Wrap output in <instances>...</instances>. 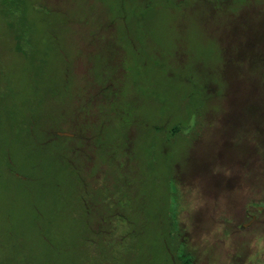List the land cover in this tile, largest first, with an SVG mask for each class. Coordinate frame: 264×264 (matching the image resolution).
Listing matches in <instances>:
<instances>
[{"label":"rangeland","instance_id":"rangeland-1","mask_svg":"<svg viewBox=\"0 0 264 264\" xmlns=\"http://www.w3.org/2000/svg\"><path fill=\"white\" fill-rule=\"evenodd\" d=\"M101 84L117 108L89 127ZM182 116L190 137L157 126ZM102 171L130 177L125 220L93 221L110 240L74 200ZM172 233L264 264V0H0V264H177Z\"/></svg>","mask_w":264,"mask_h":264},{"label":"trees","instance_id":"trees-1","mask_svg":"<svg viewBox=\"0 0 264 264\" xmlns=\"http://www.w3.org/2000/svg\"><path fill=\"white\" fill-rule=\"evenodd\" d=\"M215 2L218 3L217 1H215ZM16 44H17V42L15 43V45ZM92 87H96V86L92 85ZM96 92L98 95L94 96V99H91V101H86V99H84V101H85L84 103L86 104V110L81 112V114L84 116H87V114L93 115V122L90 124L89 127H91V125H93L94 122L98 124L97 126H100V122H101V126H106L110 120L108 115L111 113V111L114 108H117V105L114 107L115 102H117V101H114V99H112V96L115 94V89H112L108 85L106 87H104V85L101 84L98 86V89H96ZM195 98H197L198 100H195ZM79 108H80L79 106L75 107L76 112L79 111ZM202 108H203L202 100L199 99L198 97H193L191 99V108H189V111L186 110L187 113H186V115L184 113V115L186 117H190L193 113L195 116H197V113L199 114L198 109H202ZM83 112H85V113H83ZM113 112H112V114H114V116H115V115H117V113L119 111H115L114 113ZM130 113H131V111H130ZM78 119H80V118H78ZM67 121H68L69 126L72 125V123L70 124V122H69L71 120L68 119ZM187 121H188V118L184 119L182 116V118H180V120L179 119L172 120V122L169 123L168 125H166L167 121L165 123L158 122L161 124H158L157 126L162 127V128H165V126H167V130L170 134H174L181 129V133L183 135L185 134L187 137H190L192 135V133L188 132V130L184 131V128L186 127ZM134 122L135 121L128 119V122H125L123 124L124 130L120 134V137H122L121 149L123 151H127V148L129 145V140L133 134V130L129 129L128 126H129V124H131V126L134 125ZM52 128H53V130H56V128H58V127L56 125H52ZM182 130H183V132H182ZM55 134L60 136L61 138H65V136L68 137L67 135H63V134L57 133V132H55ZM83 137H85L87 139V143L89 141H93V138H94L92 136L91 130H89L87 135L83 136ZM102 172H103L102 173L103 176H102L101 181H99L94 186L91 184L93 179H90L87 182H83V181L77 182L76 181V184L78 186V190H81L82 193H85V194L88 193V194L84 197H79L78 195H76L74 200H75V203H77V206L81 209L83 215L85 216L86 222L88 224L91 223L92 229L90 230V233H92L93 235H96V237H98V238L102 237L105 240H110L109 239L110 236H106L109 238L104 237V232H103L104 230L100 229L99 225H95V227L93 226V221L97 220V216H98V220H99V217L101 218V216H103L99 213V209H101L102 211L104 210L105 213L108 212L107 213L108 215L106 216V221H107L106 223L108 224V226H110V220L111 219H113L114 222L117 220H120V224L123 222L121 219L125 220L124 215H123L124 207H122V205L127 204L126 196L116 197L115 194H118L119 187H122V188L126 187L127 182L129 180L128 178H130V177L126 174L123 175L117 181V183L115 185V183H108L109 176H107V172L106 173L104 171H102ZM84 186H86V188ZM94 188L98 189V191H95V192H99L100 195L93 193ZM103 197H105V199ZM100 207H102V208H100ZM98 214H100V215H98ZM101 219H103V218H101ZM177 234L176 233L171 234V238L174 240H177L179 242L177 244L181 245L180 250L177 252V254L175 256L177 264H196L195 262H193L192 251H190L188 248L185 247L184 242L182 240L180 241V239H178V236H180V235H177ZM108 235H110V233H108ZM86 237L87 236L84 235V238H86ZM99 259H100V261L105 262L103 258H99Z\"/></svg>","mask_w":264,"mask_h":264}]
</instances>
